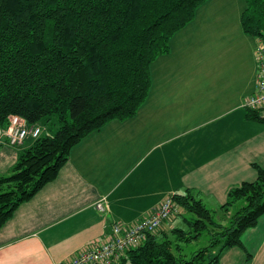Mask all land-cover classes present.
<instances>
[{
    "label": "crops",
    "instance_id": "0c3cea01",
    "mask_svg": "<svg viewBox=\"0 0 264 264\" xmlns=\"http://www.w3.org/2000/svg\"><path fill=\"white\" fill-rule=\"evenodd\" d=\"M245 9V0H209L198 9L170 53L151 65L138 114L76 145L58 178L0 227V264H65L107 239L114 223H137L176 193L190 189L207 206H222L230 189L257 179L264 124L249 121L242 104L256 89L260 40L243 31ZM35 140L12 145L0 128V175ZM102 199L106 214L95 208ZM242 242L222 253L221 264H264V215Z\"/></svg>",
    "mask_w": 264,
    "mask_h": 264
},
{
    "label": "trees",
    "instance_id": "16d2710c",
    "mask_svg": "<svg viewBox=\"0 0 264 264\" xmlns=\"http://www.w3.org/2000/svg\"><path fill=\"white\" fill-rule=\"evenodd\" d=\"M208 1L0 0V128L19 116L48 130L0 175V227L58 178L76 145L138 114L151 91V65ZM245 2L243 31L264 39V0ZM246 112L264 124L260 112ZM254 167L257 179L230 189L217 211L190 189L172 195L188 230L147 234L114 264H221L222 253L243 247V234L264 215V167ZM205 233L206 248L190 260L178 255Z\"/></svg>",
    "mask_w": 264,
    "mask_h": 264
},
{
    "label": "built area",
    "instance_id": "2783aa9c",
    "mask_svg": "<svg viewBox=\"0 0 264 264\" xmlns=\"http://www.w3.org/2000/svg\"><path fill=\"white\" fill-rule=\"evenodd\" d=\"M256 48V89L242 104L246 110L258 111L264 119V39ZM12 145H21L28 136L37 139L42 134L40 125L30 126L23 118L11 116L9 127L4 130ZM95 208L107 213L105 199ZM177 210L171 197H167L149 217L134 223H114L110 235L104 241H95L83 249L71 262L65 264H114L129 249L138 247L147 234L158 235L166 221L175 218Z\"/></svg>",
    "mask_w": 264,
    "mask_h": 264
},
{
    "label": "rangeland",
    "instance_id": "374dc122",
    "mask_svg": "<svg viewBox=\"0 0 264 264\" xmlns=\"http://www.w3.org/2000/svg\"><path fill=\"white\" fill-rule=\"evenodd\" d=\"M48 126V125H47ZM43 127V126H42ZM45 128V127H43ZM208 207L213 210L217 211L218 208L220 207L212 205L209 203ZM184 217L188 218L189 220L194 219L195 216L192 214H184ZM216 219L221 221L222 223H225L224 216L222 213H219L218 215L216 214ZM171 228H182L184 230H188V226L186 225L185 221L183 220V216H176L175 215V220L173 221V224ZM168 230V232H170ZM210 235L208 233L203 234L199 240L193 241L192 243L189 244H182V250L178 252V255L182 256L186 260L192 259V257L201 249L206 248L209 243H210Z\"/></svg>",
    "mask_w": 264,
    "mask_h": 264
}]
</instances>
